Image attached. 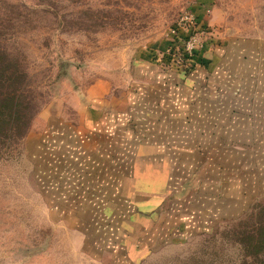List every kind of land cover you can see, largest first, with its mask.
<instances>
[{"label": "rangeland", "instance_id": "1", "mask_svg": "<svg viewBox=\"0 0 264 264\" xmlns=\"http://www.w3.org/2000/svg\"><path fill=\"white\" fill-rule=\"evenodd\" d=\"M182 13L264 41V0H0V264H264V192L225 169L237 136L200 144L134 66Z\"/></svg>", "mask_w": 264, "mask_h": 264}, {"label": "crops", "instance_id": "2", "mask_svg": "<svg viewBox=\"0 0 264 264\" xmlns=\"http://www.w3.org/2000/svg\"><path fill=\"white\" fill-rule=\"evenodd\" d=\"M215 40L210 38L187 73H181V69L158 70L148 64L147 59H151L154 52L167 49L171 42L169 37L138 53L133 61L134 66L145 70L146 75L142 79L147 80L148 84H160L163 87L160 89L163 94L161 97L166 98L167 102L181 100L183 107L185 103L191 105V112L193 108L197 115V122L194 119L191 128L195 130L200 144L210 145L217 141L224 148L226 145H222V139L230 145L237 136L239 157H234L233 167L226 166L225 169H237L238 164L242 186L243 169H248L245 175H248L250 183L253 180L255 191L264 192V103L250 104L252 97L264 98L261 95L264 91L263 79L262 84H255L253 90L256 92L245 93L249 68L254 65L256 70L259 62L264 63V41L246 43L231 38L227 41ZM174 109L171 112L178 120L176 116L183 108ZM158 113L165 115L164 121L167 122L168 112ZM224 149L227 150L225 153L230 152V147Z\"/></svg>", "mask_w": 264, "mask_h": 264}, {"label": "built area", "instance_id": "3", "mask_svg": "<svg viewBox=\"0 0 264 264\" xmlns=\"http://www.w3.org/2000/svg\"><path fill=\"white\" fill-rule=\"evenodd\" d=\"M169 33L172 40L165 56L171 66L179 69L190 68L210 40L203 25L191 13H182Z\"/></svg>", "mask_w": 264, "mask_h": 264}, {"label": "trees", "instance_id": "4", "mask_svg": "<svg viewBox=\"0 0 264 264\" xmlns=\"http://www.w3.org/2000/svg\"><path fill=\"white\" fill-rule=\"evenodd\" d=\"M260 232L264 235V227H262ZM257 241H258L257 246H259L260 248H264V237L263 238H259Z\"/></svg>", "mask_w": 264, "mask_h": 264}]
</instances>
